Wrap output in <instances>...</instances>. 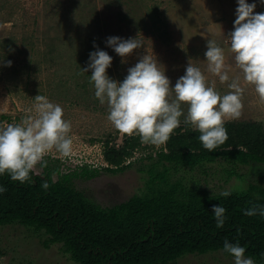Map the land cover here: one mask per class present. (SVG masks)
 I'll return each instance as SVG.
<instances>
[{
	"label": "rangeland",
	"instance_id": "1",
	"mask_svg": "<svg viewBox=\"0 0 264 264\" xmlns=\"http://www.w3.org/2000/svg\"><path fill=\"white\" fill-rule=\"evenodd\" d=\"M246 3L256 4L254 14L264 13L260 0H246ZM237 7V0H0V116L7 118L0 119V127L20 123L33 107L35 96L43 95L62 107L63 119L71 124L73 140L69 157L53 151L44 157L46 164L58 160L61 174L82 164L90 169L104 167L101 142L109 138L118 145L124 134L110 125L107 105H101L95 98L89 83L92 70L81 71L88 68L89 54L97 50L107 52L112 63L106 71L117 82H122L128 68L144 55L157 60L173 87L191 64L205 74L210 86L214 82L223 95L229 90L227 84H220L218 78L208 73L204 53L207 41H215L225 50L230 81L240 76L234 58L227 52ZM152 8L166 25V40L149 27L147 18ZM113 36L123 40L136 38L143 46L122 62L106 43ZM47 38H56L59 44L51 45ZM86 38L98 39L87 43ZM6 61H11V66H5ZM82 85L86 91L79 87ZM242 103L241 116L235 120L260 122L264 128V105L257 102L251 86L245 87ZM182 108L186 115V106ZM184 118V115L180 117V125ZM159 148L142 143L124 162V166L130 163L127 169L115 174L98 169L96 177L72 180V186L100 207H111L145 193V166L151 163L146 157L155 159ZM223 168L222 164L214 163L204 165L202 170L179 174L185 184L196 183L210 193H220L256 184L258 174L264 170L263 165L238 166L236 172L243 181L231 177L225 182ZM32 171L41 173L38 165ZM0 264L74 263L59 251L58 245L45 250L37 235L11 225L0 226ZM173 264H234V258L215 252L186 255Z\"/></svg>",
	"mask_w": 264,
	"mask_h": 264
},
{
	"label": "trees",
	"instance_id": "2",
	"mask_svg": "<svg viewBox=\"0 0 264 264\" xmlns=\"http://www.w3.org/2000/svg\"><path fill=\"white\" fill-rule=\"evenodd\" d=\"M159 17L152 8L149 27L166 40V25ZM47 41L51 45L58 42L56 38ZM79 87L86 91L84 85ZM0 119L7 120L6 116ZM224 126L228 139L209 152L198 139L200 133L182 123L160 146L155 159L146 157L151 163L145 166V193L111 207H100L86 198L72 186V180L92 179L99 170L115 174L127 169L130 163L124 166V162L142 144L139 136L123 135L118 145L113 139H104L101 157L105 166L101 168L82 164L61 174L58 160H52L50 165L37 164L41 173L31 171L30 180L23 184L12 181L7 173L0 175V187L5 189L0 192V226L29 230L40 239L43 249L58 245L74 264H173L186 255L215 252L232 257L223 251L226 240L244 247L245 257L252 258L254 264H264V217L244 215L253 204L264 207V170L256 184L232 189L227 197L196 183L185 184L179 174L220 163L225 182L231 177L243 181L236 172L238 166L264 167L262 124L234 120ZM44 182L49 184L47 189L42 188ZM218 205L226 209L222 228L216 227L212 212Z\"/></svg>",
	"mask_w": 264,
	"mask_h": 264
},
{
	"label": "clouds",
	"instance_id": "3",
	"mask_svg": "<svg viewBox=\"0 0 264 264\" xmlns=\"http://www.w3.org/2000/svg\"><path fill=\"white\" fill-rule=\"evenodd\" d=\"M237 3L227 52L234 58L240 76L230 81L225 50L215 41H207L204 53L208 73L218 78L220 84H227L229 90L223 95L214 82L210 86L205 74L191 64L173 87L157 60L144 55L128 68L124 80L117 82L106 71L112 57L103 50L90 53L88 68L81 71L92 70L89 83L99 103L107 105L110 125L121 134L139 136L143 144L160 147L180 126V117L184 115V123L200 133L198 139L204 149L213 152L222 146L228 139L225 122L241 116L245 87L251 86L257 102L264 105V13L254 14L255 3L248 4L246 0ZM260 3L264 4V0ZM106 43L122 62L143 46L136 38L123 40L115 36L107 38ZM11 63L6 61L5 66ZM182 105L187 108L186 115ZM63 114L60 105L36 95L29 114L20 123L0 127V175L7 173L12 181L23 184L30 180L29 174L37 164L43 162L42 166H46V155L55 151L61 157H69L73 150L71 124L63 119ZM48 187L47 182L42 184V188ZM3 191L0 187V192ZM230 194V191L220 193L224 197ZM225 211L219 205L212 208L217 228L225 223ZM244 215L264 217V207L253 204ZM223 251L234 258V264H254L252 258L245 257V248L238 244L226 240Z\"/></svg>",
	"mask_w": 264,
	"mask_h": 264
}]
</instances>
